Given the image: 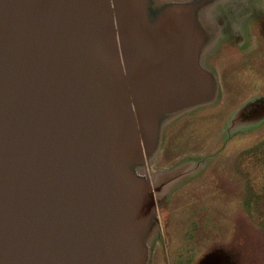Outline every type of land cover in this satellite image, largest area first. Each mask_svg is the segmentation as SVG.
<instances>
[{
  "label": "water",
  "instance_id": "water-1",
  "mask_svg": "<svg viewBox=\"0 0 264 264\" xmlns=\"http://www.w3.org/2000/svg\"><path fill=\"white\" fill-rule=\"evenodd\" d=\"M238 1L0 0V264H149L145 167Z\"/></svg>",
  "mask_w": 264,
  "mask_h": 264
},
{
  "label": "rangeland",
  "instance_id": "rangeland-1",
  "mask_svg": "<svg viewBox=\"0 0 264 264\" xmlns=\"http://www.w3.org/2000/svg\"><path fill=\"white\" fill-rule=\"evenodd\" d=\"M239 2L244 10L237 7L234 14L243 25L259 19V0ZM240 26L234 24L227 30L228 49L217 46L213 51L217 61L212 65L218 88L215 102L180 116L163 129L167 140L160 147L165 159L162 165L175 162L173 168L186 167L204 155L215 158L198 178L193 168L186 167L178 178L166 177L165 170L159 172L166 177L155 185L161 191L151 184L154 208L144 229L149 264H154L153 253L160 252L163 244L159 205L165 198L173 206L167 230L179 235L187 232L185 238L171 233L169 239L173 247L181 240L191 247L183 264H197L211 251L224 256L225 264H264V116L255 113V104L264 99V35L241 32ZM236 41L244 44L239 46ZM182 179L196 183L173 189L174 182ZM212 180L216 186L204 187ZM167 192H171L168 198ZM163 247L168 264H179L165 244Z\"/></svg>",
  "mask_w": 264,
  "mask_h": 264
},
{
  "label": "flooded vegetation",
  "instance_id": "flooded-vegetation-1",
  "mask_svg": "<svg viewBox=\"0 0 264 264\" xmlns=\"http://www.w3.org/2000/svg\"><path fill=\"white\" fill-rule=\"evenodd\" d=\"M253 2L256 3L257 0H251ZM261 2V5L262 7H260V11L258 12V17L259 19L258 20H251V24H248V25H243V23L240 21L239 18H237V16L235 18H231V21L230 20H227V22L224 23L223 25V35L221 36V39L219 41V44L217 45L218 47H222V50H223V47L225 48H229V40H230V36L228 35V32L227 30H231L232 29V25L234 27V24L236 25V28L239 27V25L241 24L242 26H240V31L241 32H245V30L249 31L251 34H253V32L255 33V35H257L259 33V35H264V0H259ZM236 5H230L229 3H226V4H221L220 6H217L215 8V10L223 13L224 15H226V13H231V12H235L236 8L238 7L240 10H244L243 9V4L242 2H235ZM262 25V26H261ZM223 42H225L226 44L223 45ZM242 42V41H241ZM236 43L239 45V46H242L244 44V42L242 43H239L238 41H236ZM223 45V46H222ZM225 50V49H224ZM214 53L213 52H210L207 54V56L204 57L203 59V64L205 67L213 70L212 68V65H213V61L214 63H217L216 59H214ZM202 108V107H201ZM184 120V119H183ZM180 121V120H179ZM179 121H177L174 126L176 128L177 125H179ZM163 141H162V145L164 147V144L167 140V134L165 132V134H163ZM162 148V147H161ZM163 155V150L161 149L159 151V154L157 155V157L155 158L154 161H152L150 164H147L146 167H145V173L150 181V183L152 185H156L159 183V180H163L165 179L167 176H170L172 175V178H178V177H181V170L185 169L186 167H191L193 168L194 172H197L198 175L196 176V178L202 176L205 172H203L204 170L208 169L209 166H208V163L209 161H211V159L215 158V155H204L202 156L201 158H199L197 161H191L192 165L193 166H177V167H174L173 168V165L175 164V162H173V164H169V165H162L163 162L165 161V159L162 157ZM173 168V169H172ZM172 169V170H171ZM163 170H165L166 172V177L165 175L164 176H161L159 174V172H163ZM201 170H203L201 172ZM187 174V173H186ZM211 178H213V176H211ZM191 179H195L194 177H191ZM183 180V179H182ZM175 181L174 184H173V189L179 191V190H183L182 188L187 186V185H194L196 182L195 181ZM199 184V183H197ZM196 184V185H197ZM210 186L213 185L216 186L217 183L212 180L211 182H207L205 186ZM156 187V186H155ZM198 188H202V187H198ZM156 189L158 191H161L163 190L162 188L160 187H156ZM171 192H167L166 196L167 198L170 196ZM166 201V198L165 200L160 203V218H161V243L163 241V244L166 245V248L167 250H169V254L170 256H175L178 260H179V264H183L184 261H181V260H184L185 259V255L187 254L188 251L191 250V247H189L188 245V242L186 243H183V241L181 240V242L179 241L177 243V245H175L174 247L171 245V241L169 242V239L171 238V233L174 235L176 233L172 232V231H168L167 230V221L168 220V214L169 212H171L172 214V210L173 208H171L169 210L170 207H173L171 206L172 204H168L165 202ZM165 208V209H164ZM170 214V215H171ZM187 232H185V234L183 235H179V234H176L179 236V238H185ZM174 237V236H172ZM163 239V240H162ZM163 244L160 245V252H154L153 254V259L152 261H154V264H168V260H167V257L165 254H167L168 252L165 253V248L163 247ZM173 253H176V255H173ZM180 253H184V257L182 256H179ZM212 255L210 260H206V256L208 255ZM187 256V255H186ZM224 256H221L218 252L216 251H211L209 252L208 254H206L205 256H203L197 264H225L224 262ZM153 264V263H151Z\"/></svg>",
  "mask_w": 264,
  "mask_h": 264
},
{
  "label": "bare ground",
  "instance_id": "bare-ground-1",
  "mask_svg": "<svg viewBox=\"0 0 264 264\" xmlns=\"http://www.w3.org/2000/svg\"><path fill=\"white\" fill-rule=\"evenodd\" d=\"M208 261V260H207Z\"/></svg>",
  "mask_w": 264,
  "mask_h": 264
}]
</instances>
